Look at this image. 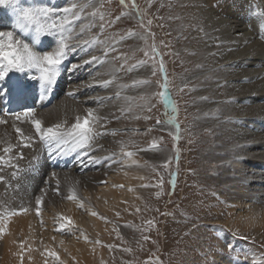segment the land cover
<instances>
[{"label": "bare ground", "instance_id": "obj_1", "mask_svg": "<svg viewBox=\"0 0 264 264\" xmlns=\"http://www.w3.org/2000/svg\"><path fill=\"white\" fill-rule=\"evenodd\" d=\"M84 1L93 9L96 7V0ZM181 1L177 2L181 17L177 27L185 41L179 47L187 52L185 60L191 63V67L180 80L183 84L190 82L192 86L191 109L195 112L192 126L195 131L203 128L213 130L212 141L215 142L203 148L200 155L203 159L225 163L221 171L231 179L232 190L229 193L235 196L230 198L231 223L246 229L256 221L264 223L263 216L259 215L256 220L258 215L252 213L264 204V0H231L221 7L213 6L211 0ZM49 4L57 8L61 5L56 1H49ZM185 4L188 6L186 12ZM73 33L82 34V40H86L85 30L73 29L70 34ZM102 45L96 42V48L92 50L95 55L91 53L90 57H84L90 45L83 50L78 49L65 62L53 91L44 94L43 99L37 94L34 103L29 99L28 106L35 110L36 118L42 119L45 127L62 121L71 124L73 117L86 115L88 108L106 118L101 120L102 125L114 114V108H128L130 99L126 101V98H130L132 92H148L151 85L126 87L125 79L146 76L149 67L135 65L131 70L120 72L111 62H99ZM35 49L41 50V47ZM92 56L98 60L84 64L74 72L67 70L72 63L82 64ZM32 74L37 73L32 70ZM16 75L24 76L22 73ZM104 81L111 83L105 85ZM50 94L53 103L43 108ZM0 106V120L7 121L0 124V149L10 142L18 145L14 156L23 153L22 159L13 161L18 165V172L7 166L0 170V176L4 177L0 183V264H52L50 260L48 262L47 253L53 250L65 264H87L96 258L98 252L102 256L104 252L94 242L83 241L81 234L90 237L103 234L107 226L100 216L111 218L123 212V216L128 218V209L133 205L138 207L145 194L143 164L133 156L125 155L127 150L115 149L123 138L125 142L133 139L130 132L126 131L122 137L108 135L104 140H95L89 150V156L97 158L93 162H89L87 157L77 159L76 153L51 159L46 146L38 138L31 147H22L15 128L32 135L34 127L30 119H21L29 122L28 125H17L8 120L22 111L21 106L3 101H0ZM141 108L138 105V109ZM160 128L170 130L171 127L161 125ZM142 135H147V132ZM33 146L41 148L35 157L27 153ZM140 154L154 161L162 162L165 158L161 149L148 153L141 151ZM41 162L45 163L41 165ZM33 166L49 174L56 173L55 177L61 184L58 193L55 186L43 193L29 185L24 186L21 175L23 171H33ZM73 192L76 198L68 199ZM40 196H43V201L37 220L33 211L36 198ZM242 209L243 212H238ZM63 216L71 217L73 223L66 227L70 230L75 227L76 234L69 230L65 233L54 230L61 223L66 224L61 219ZM216 264L228 263L217 258Z\"/></svg>", "mask_w": 264, "mask_h": 264}, {"label": "rangeland", "instance_id": "obj_2", "mask_svg": "<svg viewBox=\"0 0 264 264\" xmlns=\"http://www.w3.org/2000/svg\"><path fill=\"white\" fill-rule=\"evenodd\" d=\"M49 1L60 2L59 8L77 5L75 11L79 13V18L72 21L69 27L71 30H85V39L94 40L89 44L91 48L86 51L84 57L95 55L93 51L97 42L103 44L100 49L103 54L100 51L99 62H111L120 72L128 71L135 65L149 67L146 76L126 77L127 82L124 80L127 83L126 87L134 86L133 82L137 80H150L148 92H141L142 94L132 92L130 98H126V101L127 99L130 101L128 108L124 110L112 108L114 114L107 123L99 126L101 135L96 138L104 140L114 135L122 137L126 131L130 132L133 139L125 142L123 138L124 150L131 151L133 158L143 164L145 194L138 207L133 205L128 209L130 215L128 218L123 216V212H118L119 215L116 213V216L111 218L100 216L101 221L107 226L103 234L93 237L81 234L83 241L94 242L98 249L104 252L102 256L100 255L102 253L98 252L96 258L87 264H213L217 258L228 264L233 262L262 264L264 223L256 221L246 229H240L237 227L238 224L231 223L230 200L235 196L229 193L232 190L229 182L231 179L221 171L225 163L209 158L203 159L200 155L203 148L215 142L212 141L213 130L203 128L201 131H195L192 126L195 116L191 109L192 86L190 82L183 84L180 80L191 67V63L185 60L187 52L179 47L185 41L177 27L181 19L177 6L182 1L123 0L121 3V0H96L97 2L94 1L96 7L93 9L84 0H20L19 6H51ZM229 1L231 0H211L215 7H221ZM184 10L186 12L188 6ZM149 20L152 21L151 25L148 24ZM34 27L33 25V29ZM0 30L13 31L17 39L25 40L35 48L43 47L47 50H50L48 45L55 39L52 36H42L41 43L33 45L32 30L22 32L15 27V14L8 5H0ZM129 31L139 37L130 38L134 35H129ZM72 35L82 40V34ZM142 35L148 36L147 45L141 39ZM153 44L158 49L155 58L151 55ZM145 51H148V56H145ZM161 55L169 81V95L177 106L176 112H173L170 106H166L159 95H152L163 91L157 83L162 84L164 77V73L159 71ZM141 60L147 63L140 64ZM153 66L155 75L152 74ZM145 96L147 100L143 99ZM149 104L152 105L151 111L148 110ZM138 105L142 106V111L138 109ZM130 115H133V118ZM145 116L150 119H145ZM172 117H175V123L169 122ZM14 118L11 116L8 120L17 125L30 124L27 121H16ZM75 118L73 117V121ZM161 125H169L171 128L166 130L160 128ZM143 132H147V135H142ZM177 135L179 139H175ZM154 142L156 147H152ZM120 147L121 143L115 149L121 151ZM40 149L33 146L27 153L35 157ZM159 149L165 152L162 162L150 160L140 154L141 151L148 153ZM166 162L167 167L164 166ZM32 168L33 171L32 169L23 171L21 175L24 186L29 185L41 193L52 186L61 188L55 176L45 170L40 171L39 167ZM41 178L43 180L39 183L38 180ZM238 212H243V209ZM252 213L258 215L256 220L259 215L264 217V204L260 209L252 210ZM33 214L37 219L36 209ZM57 228L59 229L56 226L54 230L56 229L58 233H65L66 230L73 234L77 233L75 227H71V230L69 227L65 230ZM108 245L112 247L109 248ZM49 260L52 264H60L61 261L65 264L60 257L56 260L48 256V262Z\"/></svg>", "mask_w": 264, "mask_h": 264}, {"label": "snow or ice", "instance_id": "obj_3", "mask_svg": "<svg viewBox=\"0 0 264 264\" xmlns=\"http://www.w3.org/2000/svg\"><path fill=\"white\" fill-rule=\"evenodd\" d=\"M19 2L20 0H0V5H9L12 7L15 14V27L22 32L32 30L33 45L41 43L40 38L42 36H52L55 39L48 45L50 50L43 47L41 50H36L32 45L25 42V40L17 39L13 31H0V101L20 105L22 111L14 114L15 120L19 121L22 117L29 118L31 126L34 127L32 135H26L19 127L15 128L22 147H31L33 141L38 138L46 146L51 159H55L60 155L76 153L77 159L87 157L89 162H93L97 158L89 156V150L92 148L96 138L101 135L99 131L100 122L102 119L106 120V118H101L96 113V110L88 108L86 109V115L83 117L78 115L70 125L67 124V121H62L45 127L43 120L36 118L35 110L29 107L27 102L29 99H32L34 103L37 94L43 99L44 94L51 93L61 76L62 69L65 67V62L68 57L76 53L78 49L83 50L85 46L93 43L94 40H81L70 34L71 29L69 25L72 21L79 18V13L75 11L77 8L76 4L62 8H57L56 6L20 7ZM121 3H123V0H121ZM69 15H71V20L69 19ZM101 19H103V16H101ZM151 23L152 21L149 20L148 24L151 25ZM33 25L35 26L34 29ZM101 27L103 28V25ZM128 34L134 35L131 31ZM151 35L154 36V34ZM141 39L144 40L145 45L148 44V36L142 35ZM157 54L158 49L154 44L151 45L152 57L155 58ZM148 55V51H145V56ZM97 60V57L92 56L89 60L83 61L82 64L72 63L67 70L74 72L84 64H90ZM139 63L146 64L147 61L141 60ZM32 70H35L37 74H32ZM159 71L164 73L163 83L157 82L163 91L153 93L152 95H159L164 104L170 106L172 111L176 112L177 106L171 99L168 91L169 81L162 55L160 56ZM17 73H22L24 76H17ZM152 74H156L154 66ZM103 83L107 85L111 81H104ZM135 84L149 85L151 81L142 79L134 81L133 85ZM69 95H74V93H69ZM143 99L147 100V96L143 97ZM151 107L152 105L149 104V111H151ZM0 110H2V106H0ZM144 118L150 119L147 116ZM169 122L175 123V117H172ZM5 123H7L6 120H0V124ZM176 128L177 132H179L178 124ZM175 139H179V135ZM156 146L154 142L152 147ZM17 147L18 145L9 142L0 149V152L3 153L0 154V170L4 166H7L15 168L17 172L19 171L18 165L13 163V161L14 159H22L23 153L19 152L14 156L13 152ZM121 151H124V142H121ZM125 155L132 156L133 153L128 151ZM164 166L167 167L168 163L166 162ZM15 174L13 173V175ZM52 176H56V173L53 172ZM3 179L4 177L0 176V181H3ZM172 183H175L174 179ZM56 191L58 193V187ZM75 198L74 192L68 197L70 200ZM42 201L43 196L36 198L37 215H40ZM20 211H26V209H21ZM92 214L96 215L94 212ZM61 219L66 224L61 223L58 230H63L67 225L73 223L71 217L63 216ZM117 235L119 236V232H117ZM144 239H148V237H144ZM108 247L111 248L112 245H108ZM229 247L231 249V246ZM125 251H128V249H125ZM47 255L59 260L58 253L54 250L49 251ZM60 264H63V262L61 261ZM213 264H216V262L213 261Z\"/></svg>", "mask_w": 264, "mask_h": 264}]
</instances>
